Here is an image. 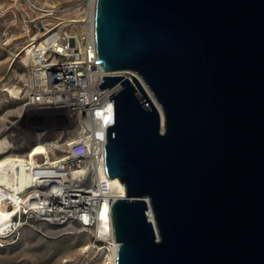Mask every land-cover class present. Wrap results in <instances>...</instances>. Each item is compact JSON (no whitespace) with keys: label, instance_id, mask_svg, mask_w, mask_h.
Listing matches in <instances>:
<instances>
[{"label":"water","instance_id":"1","mask_svg":"<svg viewBox=\"0 0 264 264\" xmlns=\"http://www.w3.org/2000/svg\"><path fill=\"white\" fill-rule=\"evenodd\" d=\"M95 37L136 74L100 85L114 264H264V0H96Z\"/></svg>","mask_w":264,"mask_h":264},{"label":"built area","instance_id":"2","mask_svg":"<svg viewBox=\"0 0 264 264\" xmlns=\"http://www.w3.org/2000/svg\"><path fill=\"white\" fill-rule=\"evenodd\" d=\"M25 2L31 15L25 21L24 31L30 32V25L34 23L43 32V36L30 39L25 45L29 48L23 50L24 55L29 57L30 65L27 66V81L21 87V97L18 99L23 96L24 109L44 114L51 121L50 126L41 130L21 127L19 130L24 134L35 132L37 142L45 143L51 154L57 149V146L50 144L57 141L49 137L52 131H56L52 120L66 116L74 123L77 134L66 143L63 157L54 156L53 163H48L45 155L35 159L31 174L40 177L50 173L54 175V183L51 190L44 192L38 191V184L29 189L28 198L32 199L35 195V199L24 203L27 207L15 218L19 221L36 219L44 227L55 230L57 227L79 228L91 232L93 244H99L105 240L94 229L100 220L102 199L106 198L109 190L107 182L100 179L102 171L106 169L105 147L109 126L106 121L109 111L106 98L111 102L110 96L119 90L118 86L101 89L100 85L108 74H120L128 78L136 74L131 71L109 73L97 62L96 0ZM9 45L7 33H0V49L8 51ZM20 85L15 84L18 87ZM8 93L10 97L16 98ZM112 110L115 115L113 98ZM44 132L49 134L43 135ZM16 136L15 131L8 134L10 147H14ZM29 146L23 144L25 149ZM79 187L84 188L90 197L85 195V202L78 201L74 205V199H68L67 196ZM107 242L111 245V241Z\"/></svg>","mask_w":264,"mask_h":264},{"label":"rangeland","instance_id":"3","mask_svg":"<svg viewBox=\"0 0 264 264\" xmlns=\"http://www.w3.org/2000/svg\"><path fill=\"white\" fill-rule=\"evenodd\" d=\"M29 15L31 11L25 0H0V33L6 32L10 41L8 51L0 49V79L4 77L0 81V137H7L10 132H16L13 152H23L26 150L23 144L32 146L38 141L35 132L24 134L19 130L20 127L37 131L50 126L51 121L44 114L24 109L23 96L20 99L12 98L3 90L5 85L21 84V88L27 81L29 71L23 63V47L32 36L40 35L38 39L43 33L33 23L26 37L14 40L16 36L26 32L24 25L26 19L30 18ZM21 46L23 47L20 48ZM10 49L18 54L22 50V55L16 59L12 58ZM52 121L56 131H52L49 137L59 141L55 155L61 156L64 155L66 142L73 139L77 131L74 123L66 116ZM17 226L14 231L0 236V264H109V242L100 241L94 245L91 232L79 228H67L66 232H58L41 226L36 219H24ZM91 242L92 246L87 249ZM101 246L106 248L100 249Z\"/></svg>","mask_w":264,"mask_h":264},{"label":"bare ground","instance_id":"4","mask_svg":"<svg viewBox=\"0 0 264 264\" xmlns=\"http://www.w3.org/2000/svg\"><path fill=\"white\" fill-rule=\"evenodd\" d=\"M43 36V33L41 34ZM27 36V32L21 33V35L16 36L15 39L24 38ZM40 36V35H39ZM38 35L32 36L31 39H37ZM24 46V45H23ZM21 46L20 48H22ZM29 48L28 46L23 47V50ZM20 53H15L10 49V55L12 58H18L22 55V50ZM24 52V51H23ZM10 56V57H11ZM23 63L26 66H29L28 56H23ZM13 66H11V70ZM25 76V74H23ZM4 77L0 79L3 80ZM144 87L148 91L153 103L156 105L158 110L160 111L162 117V127L165 126V115L164 111L156 100L154 95L150 92L147 85L143 82ZM10 92L16 98L21 97V88L15 85H5L4 89ZM114 112L112 110V116H109V111L106 115V121L110 124V121L114 122ZM43 135H48L49 132L42 133ZM59 141H54L50 143L51 145L59 146ZM68 142V141H67ZM66 142V143H67ZM66 145V144H65ZM15 150L14 147H10V141L7 137H0V236L6 235L9 231L14 230L18 224H21L22 221L18 222V219L15 217L18 216L19 212L23 211L25 207H27L24 203H27L28 200L31 202L35 199V195L32 199L28 198V194L30 193L29 189L34 188V186H38V191L44 192L48 191L54 183V175L48 173L46 175L37 177L35 174H31V170L33 171V166L35 165V159L39 155H45V159L48 163H53L52 161L55 159L51 154L49 149L46 147L45 143L37 142L32 146H29L23 152H13ZM63 157V155H61ZM60 158V156H59ZM62 176V175H61ZM60 177V176H59ZM101 181H106L109 190L106 193V198L102 199L101 206L99 208V223L94 229L96 233H99L100 237L105 241H111V245L107 248L109 253L107 254V258L109 259V264H114L116 249L119 243L114 238L113 233V225H112V216H111V208H112V200L118 197L126 196V187L118 178H110L107 174L106 169L102 171L100 175ZM36 182V183H35ZM38 184V185H37ZM41 188V189H40ZM51 190V189H50ZM90 197L84 188H77L76 190L71 191V194L67 196L68 199L76 203L85 202L86 196ZM110 199V201H109ZM32 204V203H29ZM80 205V204H79ZM11 206V208H10ZM37 207V206H36ZM48 210H52L51 207ZM43 216V214H41ZM147 219L154 224L157 230V223L155 214L152 210H149L147 213ZM42 220V219H41ZM46 220V219H44ZM41 226H45L43 223ZM55 229V228H51ZM66 228L57 227L56 231L58 232H66ZM92 246L89 244L87 249ZM85 248V247H83ZM106 247H102L100 249H105Z\"/></svg>","mask_w":264,"mask_h":264}]
</instances>
